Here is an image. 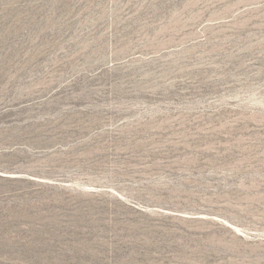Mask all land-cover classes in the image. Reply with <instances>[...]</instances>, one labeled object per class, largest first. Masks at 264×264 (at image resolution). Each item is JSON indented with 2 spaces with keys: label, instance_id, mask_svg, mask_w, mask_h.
Here are the masks:
<instances>
[{
  "label": "rangeland",
  "instance_id": "rangeland-1",
  "mask_svg": "<svg viewBox=\"0 0 264 264\" xmlns=\"http://www.w3.org/2000/svg\"><path fill=\"white\" fill-rule=\"evenodd\" d=\"M0 264H264V0H0Z\"/></svg>",
  "mask_w": 264,
  "mask_h": 264
}]
</instances>
